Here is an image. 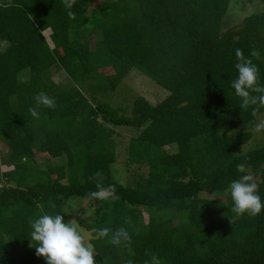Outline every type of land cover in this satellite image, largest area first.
I'll list each match as a JSON object with an SVG mask.
<instances>
[{
    "label": "trees",
    "instance_id": "trees-1",
    "mask_svg": "<svg viewBox=\"0 0 264 264\" xmlns=\"http://www.w3.org/2000/svg\"><path fill=\"white\" fill-rule=\"evenodd\" d=\"M92 2L0 0V141L10 149L0 168L13 184L0 187V264H46L30 246L31 224L44 214L71 224V197L93 208L80 224L94 234L96 264H264V211L235 217L229 195L244 164L264 200V138L241 150L264 107H242L231 86L237 49L264 86V11L227 27L231 0ZM134 69L169 96L152 104L139 95L129 114L95 96ZM40 92L55 107L41 106L37 119ZM115 127L138 131L128 160L149 168L139 185L113 177ZM103 228L111 231L100 238ZM119 229L128 238L114 245Z\"/></svg>",
    "mask_w": 264,
    "mask_h": 264
},
{
    "label": "clouds",
    "instance_id": "clouds-1",
    "mask_svg": "<svg viewBox=\"0 0 264 264\" xmlns=\"http://www.w3.org/2000/svg\"><path fill=\"white\" fill-rule=\"evenodd\" d=\"M68 7H71L69 4ZM71 15V13H70ZM252 55H257L253 52ZM238 63L236 69L238 76L232 81L235 94L242 98V107L257 105L264 107V86L258 84L259 71L255 64L246 57L240 49L236 50ZM258 93V95H252ZM35 107L30 109L34 118H39L38 109L41 106L47 108L55 107L54 98L44 92L34 97ZM257 131L264 130V124H257ZM239 175L229 185V195L232 200L231 211L235 217L244 214L256 216L264 211V200L258 193L259 185L255 182L252 174L248 173L246 166H237ZM102 193L94 192L93 197ZM232 223V220L230 219ZM31 245L36 242L35 251L38 257L45 258L46 264H96L94 259V245L86 243L85 238L77 227L65 221L61 214H44L36 218L31 224ZM111 230L103 228L98 231V237H106ZM127 239L128 233L119 229L113 235L111 243L119 245L121 239ZM33 247V246H32Z\"/></svg>",
    "mask_w": 264,
    "mask_h": 264
},
{
    "label": "rangeland",
    "instance_id": "rangeland-1",
    "mask_svg": "<svg viewBox=\"0 0 264 264\" xmlns=\"http://www.w3.org/2000/svg\"><path fill=\"white\" fill-rule=\"evenodd\" d=\"M104 0H93L92 7L100 4ZM264 11V0H231L229 11L226 16L227 27L239 25L246 16H249L256 12ZM106 71L112 72L111 69ZM65 77L63 71L53 69V78L57 82H61ZM169 90L159 85L154 79L139 69H134L125 78L123 83L114 91L107 93H97L95 96L102 101H108L111 104L119 107L122 113L129 114L131 109L129 105L139 95L146 97L152 104H157L169 96ZM90 97V94H87ZM257 124H264V115L260 116L257 123L253 127L254 137L250 142L241 148L242 152L252 149L258 146L261 140H263V131H257ZM138 131L132 128L115 127L111 133V138L116 143V161L112 165V173L115 180L120 183L136 186L140 184L142 177H146L149 174V168L146 165L134 164L128 160V147L133 136L137 135ZM169 152H176L177 145H169L164 147ZM10 149L7 145L0 141V161L7 159V155ZM39 161H42V156L39 155ZM0 168V187L4 185H13L8 183L3 172L9 170L6 164H1ZM253 175V174H252ZM254 180H259V177L254 176ZM106 195L105 193L102 196ZM214 193H203L202 197L215 198ZM81 197H71L67 204V212L72 225L76 226L81 235L85 238L86 243H90L91 238L94 237L92 231H88L80 224L81 220L89 221L94 218L93 208L90 206L89 200H81ZM145 220H148L149 214L142 208Z\"/></svg>",
    "mask_w": 264,
    "mask_h": 264
}]
</instances>
